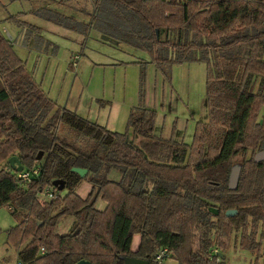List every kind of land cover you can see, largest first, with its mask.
I'll use <instances>...</instances> for the list:
<instances>
[{"label": "trees", "instance_id": "1", "mask_svg": "<svg viewBox=\"0 0 264 264\" xmlns=\"http://www.w3.org/2000/svg\"><path fill=\"white\" fill-rule=\"evenodd\" d=\"M29 13L84 36L92 27L144 50L167 78L174 63L203 62L207 121L196 122L190 143L156 136L155 110L145 102L147 62L137 61L139 102L124 132L110 130L58 106L0 30V207L16 221L6 242L17 251V264H123L121 256L159 264L155 255L163 247L177 264H224V238L234 231L258 264L264 258V160L244 158L234 189L229 176L237 156L264 150V0H97L89 22L57 4ZM7 20L29 29L27 38L33 31L37 48L46 41L39 26L14 15ZM11 156L25 170L39 167V175L21 183ZM72 167L87 172L80 176ZM113 169L119 180L108 177ZM84 181L90 189L81 197L76 189ZM46 188L53 197L40 199ZM65 217L73 221L60 234ZM135 234L140 241L132 251Z\"/></svg>", "mask_w": 264, "mask_h": 264}, {"label": "rangeland", "instance_id": "2", "mask_svg": "<svg viewBox=\"0 0 264 264\" xmlns=\"http://www.w3.org/2000/svg\"><path fill=\"white\" fill-rule=\"evenodd\" d=\"M96 1L0 0V30L9 34L13 48L25 62L27 70L58 106L77 109L79 114L88 113L95 120L109 123L118 132L126 130L130 109L139 102L142 65L137 61L147 62L144 69L145 100L155 110L154 134L167 136L173 129H178L184 134L187 143L192 142L196 122L207 121V108L204 103L206 66L203 62L174 63L167 78L149 62L150 54L144 50L135 49L117 40L115 42L105 40L101 37L102 34L92 27L84 36L29 13L31 9L41 5L57 4L65 13L77 20L89 22ZM9 15L39 26L42 29L41 35L50 43L42 41L37 48L35 46L37 37L33 31L27 38L26 32L28 33L29 29L25 27L21 29L12 21H8ZM262 113L263 108L259 111V120ZM261 151L264 150H255L253 153L249 150L245 156H237L234 165L240 164L244 158L256 157ZM2 165L1 163L0 168ZM108 177L119 180L121 174L113 169L108 173ZM81 184L76 192L84 195V187L89 184L84 182ZM57 191L60 195L67 193L65 188ZM40 197L46 199L44 194ZM98 204L99 208L101 202ZM72 221V217L63 218L58 224L57 231L66 233L69 230L67 226ZM15 224L16 221L9 209L1 206L0 264H17V252L6 242V231ZM238 238V231L232 232L230 238H224L227 245L221 251L224 254V264H254L253 253L240 248ZM139 240L140 235L135 234L131 242L132 249L136 248ZM3 258L7 261L4 262ZM263 262L264 258L258 259V264ZM162 264L177 262L169 255Z\"/></svg>", "mask_w": 264, "mask_h": 264}, {"label": "water", "instance_id": "3", "mask_svg": "<svg viewBox=\"0 0 264 264\" xmlns=\"http://www.w3.org/2000/svg\"><path fill=\"white\" fill-rule=\"evenodd\" d=\"M101 37L105 40L115 42V40L113 38H109V36H107V35L102 34ZM41 155H42V153L40 152V154L37 156V158L39 159L41 157ZM261 158H264V151L259 152L256 155V157H254V160L259 161ZM8 163L11 166V168H13L15 171H21L23 169V165L17 156H11L8 159ZM240 169H241L240 164L233 165V167L231 168L230 176H229V188L234 189L237 187ZM71 170L77 172L80 176H84L87 172L86 169L80 168V167H72ZM53 184H54V186H57L58 190L64 188V182L60 179L54 180ZM211 209H213V208H211ZM213 211L215 214L218 213L217 209H213ZM235 212H236L235 209L227 210L226 215L230 216L232 214H235ZM121 259L123 260V264H149L148 260L137 258L134 256H121ZM75 264H90V262L85 261V260H80Z\"/></svg>", "mask_w": 264, "mask_h": 264}, {"label": "built area", "instance_id": "4", "mask_svg": "<svg viewBox=\"0 0 264 264\" xmlns=\"http://www.w3.org/2000/svg\"><path fill=\"white\" fill-rule=\"evenodd\" d=\"M38 175H39V167H37V166H35L34 168H32L30 170L23 169L22 171L17 172V178L23 184L30 182L33 178L37 177ZM41 194H44L45 196H47L49 198L53 197V193H52L51 189H49V188H46ZM169 255H170L169 249L166 247H163L155 255V260L159 264H162Z\"/></svg>", "mask_w": 264, "mask_h": 264}, {"label": "crops", "instance_id": "5", "mask_svg": "<svg viewBox=\"0 0 264 264\" xmlns=\"http://www.w3.org/2000/svg\"><path fill=\"white\" fill-rule=\"evenodd\" d=\"M145 102H146V105H148V104H147V101H145ZM148 106H149V105H148ZM150 107H151V106H150ZM76 110H77V109H76ZM80 114H81L82 116L87 117V118H91V120H95L94 118L90 117L91 115L88 114V113H86V115H84V114H82V113H80ZM95 121L98 122V123H100V124H102V125L107 126V128L110 129V130H114V127H111L109 123H104V122H102V121H98V119L95 120ZM114 131H115V130H114ZM155 133H156V131H155ZM157 135H160V134L157 133ZM160 136H161V137H164V138H171V136H172L173 138H174V137H178L179 140L182 138L183 141L186 142V141L184 140V134H182V131H181V130H178V129H173V131H172L171 133H169V135H167V136H162V135H160ZM82 183H83V182H82ZM84 183H87V182L84 181ZM81 185H82V184H81ZM81 185H80V186H81ZM89 189H90V185L84 187V195H80V194H79V195H80L81 197H85V196L87 195ZM99 201L101 202V206H99V208H100V209H103V208L106 206V203L103 202V201H101V200H99ZM98 205H99V204L97 203V207H98ZM71 224H72V222L67 226V229L70 228ZM60 234H63V233H60ZM139 241H140V240H139ZM138 244H139V243H138ZM138 244H137L136 248H134V249L131 248V250H132V251L136 250L137 247H138ZM7 245H8V244H7ZM15 251H16V250H15ZM16 252H17V251H16ZM2 260H5L4 262L7 261L5 258H3Z\"/></svg>", "mask_w": 264, "mask_h": 264}]
</instances>
